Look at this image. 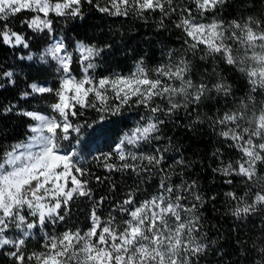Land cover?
<instances>
[{"label":"snow or ice","instance_id":"snow-or-ice-1","mask_svg":"<svg viewBox=\"0 0 264 264\" xmlns=\"http://www.w3.org/2000/svg\"><path fill=\"white\" fill-rule=\"evenodd\" d=\"M230 3L237 15L225 21ZM85 6L145 21L158 13V28L172 20L180 31L179 47L153 66L139 57L128 73L101 72L110 43L54 27L83 22ZM0 47L34 62L20 98L46 104L0 105L2 116L27 118L23 138L0 145V256L8 264H201L215 244L204 209L216 196L186 178L182 156L167 155L164 129L182 112L223 145L212 171L231 186L225 215L261 218L244 254L247 264H264V0H0ZM18 83L16 66L0 65V89ZM93 182L112 196H98ZM82 200L90 203L86 228L73 223ZM34 239L39 247L29 251Z\"/></svg>","mask_w":264,"mask_h":264},{"label":"trees","instance_id":"trees-1","mask_svg":"<svg viewBox=\"0 0 264 264\" xmlns=\"http://www.w3.org/2000/svg\"><path fill=\"white\" fill-rule=\"evenodd\" d=\"M177 2L187 3V0H177ZM85 13L86 18L83 22L77 20L65 24L63 21H57L54 27L58 33H63L73 40L88 39L110 43L112 48L103 57L99 69L101 72L128 73L133 70L139 57H144L146 64L153 66L159 62L163 52L169 48L179 47L180 31L174 27L172 20H166L165 26L158 28V13L150 16L147 21L135 17H110L88 6H85ZM236 15L235 4L230 3L224 7L222 18L225 21ZM27 34L32 35L31 32ZM34 44L40 49L44 47L39 38L34 41ZM36 50L37 47H33L32 51ZM20 54V52L6 47H0V65L16 66L19 75L17 86H6V88L0 89V105L15 103L20 109H46V104L43 101L34 98L28 100L20 98V92L25 90L28 82L25 78L30 76L31 71L26 65L34 63L18 60L17 57ZM224 74L229 79H236L238 86H243L231 71H226ZM47 81L54 85V74L47 76ZM134 115L135 113H133ZM193 119L194 114L189 117L182 112L177 117V123H169L164 131L172 138V147L167 155L175 159L182 156L190 165L189 168L184 169L186 178L196 180L206 198L216 196L214 201L208 199L204 209L205 230L209 240L215 241V244L212 245L201 264H247L244 254L245 242L250 244L251 240L260 237L261 218L253 216L250 218V222L241 223L235 221L231 216L225 215L226 206L223 193L230 190L231 186L225 185L223 178L212 171L219 163L212 153L218 147L223 148V145L206 123L189 127ZM26 121L27 118L15 114L0 115V130L7 134L6 137L0 136V145L6 148L9 143L22 139L26 131ZM100 147L102 150H106L104 145ZM169 162H172L171 159ZM92 170L98 175L104 174L103 170L94 164ZM117 182H120L118 177ZM93 186L98 189V196L105 194L112 196L108 192L107 185L100 186L93 182ZM123 186L127 187V184ZM78 205L73 208V223H78L79 227L86 228L90 203L82 200L78 202ZM38 247L39 245L34 239L29 244V251ZM0 264H8L7 258L0 256Z\"/></svg>","mask_w":264,"mask_h":264},{"label":"rangeland","instance_id":"rangeland-1","mask_svg":"<svg viewBox=\"0 0 264 264\" xmlns=\"http://www.w3.org/2000/svg\"><path fill=\"white\" fill-rule=\"evenodd\" d=\"M28 110H32V109H28Z\"/></svg>","mask_w":264,"mask_h":264}]
</instances>
